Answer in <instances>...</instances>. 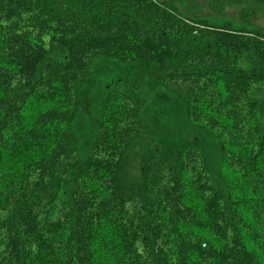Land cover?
Here are the masks:
<instances>
[{
    "label": "trees",
    "instance_id": "trees-1",
    "mask_svg": "<svg viewBox=\"0 0 264 264\" xmlns=\"http://www.w3.org/2000/svg\"><path fill=\"white\" fill-rule=\"evenodd\" d=\"M180 12L0 0V264H264V32L245 7L238 26ZM109 62L134 86L104 89L121 84ZM145 77L153 91L183 85L191 137L157 139ZM100 91L83 151L72 123L93 121Z\"/></svg>",
    "mask_w": 264,
    "mask_h": 264
},
{
    "label": "rangeland",
    "instance_id": "rangeland-1",
    "mask_svg": "<svg viewBox=\"0 0 264 264\" xmlns=\"http://www.w3.org/2000/svg\"><path fill=\"white\" fill-rule=\"evenodd\" d=\"M164 1V0H162ZM169 4L176 5L177 8L181 11L180 13L186 17H195L197 19H206L213 23H221L225 20H229L234 25L238 26L242 20L239 19L238 14L242 8H248L252 12V16L246 26L257 27L263 30L264 32V0H165ZM210 6V3H212ZM242 25V24H241ZM240 25V26H241ZM105 63L106 61H101ZM245 64V63H244ZM111 67L110 75L117 70L113 78H121L119 86L114 83H108V86L104 89H110L111 87H116L123 89L126 84L134 86L136 79L139 75L134 71L128 68V72L122 66L120 68L117 65H114L109 62L107 64ZM114 66V67H112ZM97 68H100L98 65ZM124 69V70H123ZM101 74V73H100ZM112 76V75H111ZM107 77L105 80H108ZM107 83V81H105ZM127 82V83H126ZM146 77L138 81V87L135 89L141 90V96L144 100V110L147 113V116L150 118L151 124H153L155 130L160 134L157 135V139L161 141H168L165 139V135L171 133L172 136L178 138L179 142L191 137L194 134V130L187 125L185 120L179 98L176 96L175 92H185L183 85L181 88L177 89L175 86L160 90L153 91L146 87ZM177 93V92H176ZM175 94V95H174ZM257 98L261 99L264 102V89L254 94ZM103 92L100 91L98 97L92 96V108L94 114L91 116L86 113L79 112L72 123L73 130L77 133L81 132L80 140L82 145V150H86L87 141L94 138L97 132V126L95 123L96 118L101 115V104L103 102ZM95 100V101H93ZM92 141V140H91ZM146 144L140 138L138 141L134 142L133 148L129 153V161L131 164L134 163L136 166L139 162V157L141 156V147H144ZM86 154V152H85ZM83 158L84 152H82ZM138 160V161H137Z\"/></svg>",
    "mask_w": 264,
    "mask_h": 264
}]
</instances>
